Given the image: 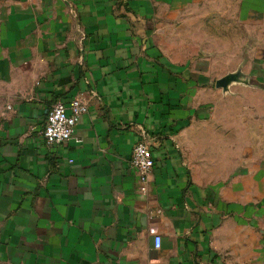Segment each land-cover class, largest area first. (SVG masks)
<instances>
[{
  "label": "crops",
  "instance_id": "crops-1",
  "mask_svg": "<svg viewBox=\"0 0 264 264\" xmlns=\"http://www.w3.org/2000/svg\"><path fill=\"white\" fill-rule=\"evenodd\" d=\"M263 3L0 0V264H264ZM74 96L81 142L46 145Z\"/></svg>",
  "mask_w": 264,
  "mask_h": 264
},
{
  "label": "built area",
  "instance_id": "built-area-1",
  "mask_svg": "<svg viewBox=\"0 0 264 264\" xmlns=\"http://www.w3.org/2000/svg\"><path fill=\"white\" fill-rule=\"evenodd\" d=\"M7 108L10 107L8 106ZM87 110V102L78 96L72 97L68 102L58 100L53 103L46 114L42 130L46 145L60 146L65 145L69 141L81 142V139L76 137L74 132L81 116ZM129 163L130 167L137 172L142 183L140 190L145 191L148 172L154 167L151 145L144 140L135 142ZM160 245L161 237L154 235L153 246L159 248Z\"/></svg>",
  "mask_w": 264,
  "mask_h": 264
},
{
  "label": "rangeland",
  "instance_id": "rangeland-1",
  "mask_svg": "<svg viewBox=\"0 0 264 264\" xmlns=\"http://www.w3.org/2000/svg\"><path fill=\"white\" fill-rule=\"evenodd\" d=\"M256 7H259L258 5H256ZM263 12H264V3H263ZM255 27H256V31L255 32H245V31H241L239 32L240 34V39H243L244 41V45L242 47H240V51L242 52H246V54H249L248 52H250V45L253 42H263L264 43V13L260 16H256L255 17ZM248 42V46L245 45V42ZM262 45V43H260Z\"/></svg>",
  "mask_w": 264,
  "mask_h": 264
},
{
  "label": "water",
  "instance_id": "water-1",
  "mask_svg": "<svg viewBox=\"0 0 264 264\" xmlns=\"http://www.w3.org/2000/svg\"><path fill=\"white\" fill-rule=\"evenodd\" d=\"M240 76L241 75H240L239 71H237L235 73H229V74L225 75L224 77L216 80V86L222 87L223 89L227 90L228 86L232 82H244V83H246L247 81L244 78H241Z\"/></svg>",
  "mask_w": 264,
  "mask_h": 264
}]
</instances>
